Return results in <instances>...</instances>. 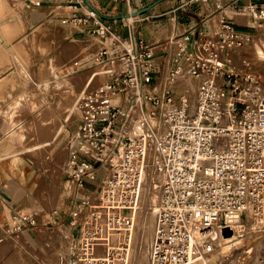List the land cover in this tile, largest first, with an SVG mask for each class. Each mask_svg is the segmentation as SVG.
<instances>
[{"label":"built area","instance_id":"1","mask_svg":"<svg viewBox=\"0 0 264 264\" xmlns=\"http://www.w3.org/2000/svg\"><path fill=\"white\" fill-rule=\"evenodd\" d=\"M87 1L59 0L83 9L71 22L103 43L84 63L74 64L98 70L78 96L77 128L69 137L63 167L65 187L72 184L74 191L66 195L64 210L56 212L69 217L81 240L77 264H127L116 250L97 253L104 232L100 216L128 225V214L138 207L149 149L160 157L164 174L151 264H196L194 252H202L214 232L231 229L244 215L264 214V94L256 76L230 73L221 60L230 61L231 52L249 35L223 19L218 35L197 39L193 50L194 35L178 37L174 66L156 92V65L147 43L116 33ZM246 9L264 19V5ZM99 75L107 80L88 89ZM192 80L197 82L195 99ZM106 167L110 172L100 182V207L86 213L87 192L81 196L77 190L95 185ZM36 216L15 213V231L36 228Z\"/></svg>","mask_w":264,"mask_h":264},{"label":"crops","instance_id":"2","mask_svg":"<svg viewBox=\"0 0 264 264\" xmlns=\"http://www.w3.org/2000/svg\"><path fill=\"white\" fill-rule=\"evenodd\" d=\"M89 1L116 33L125 38L134 35L147 43L156 65L154 91L166 68L174 66L178 37L185 33L194 35V43L190 44L193 50L197 39L218 35L223 19L230 20L238 32L250 35L254 25L238 23L237 18L244 16V20L251 22L254 18L250 12L246 13V7L264 5V0ZM146 7L151 8L133 17V21L124 17ZM83 13V9L70 8L59 0H0L1 254L8 249V255L21 250L30 256L23 247L37 245L32 236L35 233L31 232L36 228L15 231L13 215L31 211L38 219L37 206L40 199L46 198L43 191L47 188V177L37 169L36 162L47 163L42 159L47 156L55 162L66 150L68 154L69 137L77 128L78 119L68 123L70 89L76 94L82 84L75 78L92 68L83 64L71 71L70 64L73 57L82 56L78 61L84 63L103 47L98 37L71 22L73 16ZM106 80L102 76L98 80L101 83L94 88ZM88 83H84L81 92ZM63 178L62 175V184ZM90 186L77 192H89ZM63 192L69 196L65 186ZM5 259L0 258V262Z\"/></svg>","mask_w":264,"mask_h":264},{"label":"rangeland","instance_id":"3","mask_svg":"<svg viewBox=\"0 0 264 264\" xmlns=\"http://www.w3.org/2000/svg\"><path fill=\"white\" fill-rule=\"evenodd\" d=\"M249 10H247L246 13H248ZM253 16V15H252ZM239 18H237L238 23H249L254 25L251 28V34L249 35V38H245V42L242 46H240L239 48H235L233 50V52H231V55L229 57L230 61H228L227 59L222 60V63H224L226 66H223L226 68V70H229L230 68L235 69L238 73H242V74H238V75H244V74H253L254 76L256 75V78L259 80L260 86L264 88V19L260 20L259 17H256L253 19H251V22H248L247 20H244L243 17L244 16H238ZM133 18L132 16H130V19ZM130 21H133V19H131ZM172 32L174 33V30H172ZM246 41H248V43L250 44L249 46H247L244 49L245 43H247ZM89 57V56H88ZM82 57L78 58V57H73L72 58V62L70 65H72V69L71 71L74 70V62L80 60ZM82 60V59H81ZM96 70H88L87 73L83 74L81 77L77 76L75 79L76 81L80 80V84L81 87L76 89V94L72 91V88L70 89V97H69V107L71 110L70 113V120L68 123H74V121L76 119H78V113L76 112V103L78 100V96L81 92V88L84 85V83H88L91 79V76L93 74V72L97 71ZM67 72V71H65ZM64 72V73H65ZM233 73V72H230ZM237 74V73H235ZM102 76L104 75H99L96 76L88 89H92L95 87V85H97L98 83H101L100 81H98L99 79H102ZM83 81V83H82ZM190 88H191V84H190ZM192 90V88H191ZM197 90V88H196ZM196 90L193 92L192 90V99H195V92ZM264 91V90H263ZM156 92H160L158 90H156ZM155 154V155H154ZM68 154H67V150L65 152L62 153V155L57 159V161H53V159H51L50 156L47 157H43L42 159L44 161H48L47 163H40L39 161L36 162V167L37 169L39 168L41 170V172L45 173L46 178V191H43V194L46 196V198H42L40 199V204L37 206V211H38V224L39 226L36 227V229H34L35 235L33 234L32 236L35 238L37 245H35L34 247H28V246H24V250L26 249V251H28L29 255L28 256L24 251L18 250L17 253L14 255H8V249H5V252L1 254L0 252V258H6L5 260H3V262H0V264H32V260L35 262V264H77L79 263V259L77 257L78 254V250L79 247L81 248V240L78 237V235H76V233L73 231L74 229L71 227L70 225V219L69 217L64 214V213H56L58 211L64 210L66 204L68 205L69 200L66 199V194L63 192V187L65 186V184H62V175H63V167L66 163ZM154 157V158H153ZM157 160V164L155 165L154 160ZM155 160V161H156ZM53 161V162H52ZM153 163V164H152ZM152 167V169L155 168V170L158 168V170L160 171V161L159 159H157V155L155 150H148V158L147 161L145 162L144 167H146V171L150 172V166ZM59 167H58V166ZM144 170V168H143ZM110 169L109 167L106 168H102L100 171V175L97 179V183L95 185H92L88 188L91 189V191L87 192L86 194V201H87V208H85L83 211L84 212H88L90 209H95V207L100 204V199H101V189H102V184L100 183L101 180L106 177L107 175H109ZM53 174L56 175V177L53 178ZM149 177V178H148ZM150 175L148 174V176H146V174H144V177L141 178V187L142 188H146L147 183H148V179H150ZM66 178H63V180H65ZM53 181V182H51ZM54 184V186H53ZM89 186V185H87ZM86 186V187H87ZM68 187V192L69 195L71 196L73 194L74 191V185L67 184ZM160 188V186H159ZM159 188H158V192H159ZM148 189V188H147ZM63 192V193H60ZM140 194V193H139ZM79 195H84L83 193H79ZM141 199V196L139 195V200ZM148 200H149V195L147 198H145V202L143 203V209L141 211V216H143L146 218V216L149 214L152 216V221H153V233L152 235L155 237V232H156V226H157V210L156 209H150L149 211H147L145 209V207L148 204ZM98 207H100V205H98ZM108 209H98L96 211L99 212H105ZM21 214H31V211H29L28 213H21ZM109 215L114 216L115 214L113 213ZM102 223L103 226L106 227L105 231L103 232V235L101 236V240L98 244V248H97V253L99 255H103L106 256L109 252V249H113L115 250L114 243L112 244L111 247H107V244L103 245L104 240H108L109 238V233L110 231H113L114 229H119L122 225L118 222H115L112 220H108L107 214H102ZM128 217V216H127ZM61 219L59 221V219ZM255 218H253L250 215H244L242 217V220L240 222V224H246V222H251L250 220H254ZM264 219V218H263ZM258 220V219H257ZM260 220V219H259ZM146 221V220H145ZM145 221H142L141 223H139L137 225V228L135 229V233L134 235L139 234V231L142 230V226L145 225ZM264 220L258 221V222H262ZM114 223V224H112ZM110 225L112 227H110ZM116 225V226H115ZM260 226H262V224H260ZM264 226V224H263ZM118 227V228H117ZM122 228V227H121ZM246 229V227H245ZM116 233V232H115ZM107 234V235H106ZM113 234V233H112ZM20 239V238H19ZM38 239V240H37ZM21 242V241H20ZM47 242H51L52 245L50 246ZM110 243V242H109ZM207 245L210 244L209 241H207L206 243ZM203 247L202 249V255L201 253L199 255L196 256V258L201 257L202 259H204V261L208 264H236L235 263V258L238 255V251H232L230 253V255L227 256H223L221 254H219L220 252V247H218L219 245H217V242H215L213 245L214 247L208 248ZM81 245V246H80ZM136 242L134 244V248H136ZM100 247H104V252L102 254L103 251L100 252ZM107 247V249H106ZM135 250V249H134ZM222 251V250H221ZM100 252V253H99ZM199 252V251H198ZM261 252L264 253L263 250H261ZM153 254V237H152V250H151V256ZM263 255V256H262ZM260 257V258H259ZM258 257L257 260H253V259H249L248 262H246L245 264H264V254H261ZM10 258V260H9ZM126 259V258H125ZM200 259V258H199ZM2 260V259H1ZM6 261V263H5ZM208 261V262H207ZM254 261V262H253ZM201 262L203 261H199V264H201ZM231 262V263H229ZM239 264V263H238Z\"/></svg>","mask_w":264,"mask_h":264},{"label":"bare ground","instance_id":"4","mask_svg":"<svg viewBox=\"0 0 264 264\" xmlns=\"http://www.w3.org/2000/svg\"><path fill=\"white\" fill-rule=\"evenodd\" d=\"M246 42L247 43H245L244 49L250 45L248 43V41H246ZM223 66H225V65H223ZM169 70H170L169 67H167L165 70V72H166L165 76L163 79H161V82L159 83V85L156 86V88H155L156 90L162 91L164 85L167 83ZM228 71L233 72V73H237V74H242V73H238L233 68H230ZM191 88H192L193 92L196 90V88H197V82L196 81L192 80ZM263 90H264V88L261 87L262 94H264ZM140 114H141V110L138 109L137 115L140 116ZM157 159H159V161H160V157H157ZM155 160H156V158H155ZM155 160H154V162L156 165L157 160L156 161ZM146 161H147V159L144 161V165H145ZM145 168L146 167H144V170L141 171L140 183H141V178L144 177V174H146V176H148V174H149L151 178L148 179V183H147L146 188L144 187V188L140 189L139 195L141 196V199L139 200L138 207L135 209V211L132 210V212L128 214V218H129L128 225H123V224L119 225V223H118V225L121 226L122 228L120 227L117 230L114 229L113 231L108 232L109 238H108V240H104V243H103V245L107 244L108 248L111 247L112 244L114 243L113 247H115V250L118 251L119 254L123 255V257H126L127 264H151V262H152V256H151L152 237H153V245H154V238H155L152 235V233H153V227H152L153 221H152V216H151L152 214L151 215L148 214L146 216V218L144 217V219H143V216H141V211L143 209V203L145 202L144 200H145V198L148 197V195H149V200H148V204L145 207V209L147 211H149L150 209H156L157 210V206H158L159 198H160L161 186H162L163 180H164V174H163V170H162L161 165H160V169H161L160 171L158 170V168L155 170V168L152 169V167L150 166V169H149L150 172H147L146 171L147 168L146 169ZM159 186H160V188H159ZM158 188H159V192H158ZM101 199H103L102 195H101ZM253 218H255L253 221L250 220L251 222H246L247 225L245 223L240 224L241 220L236 221L232 225L231 233L229 235H226L224 232H222V233L214 232L209 237L208 241L210 244H208V245L206 244V247H208V248L214 247L213 244L215 242H217V245H219L218 247H220L219 254H221L223 256L230 255V253L232 251H235V250L238 251V255L235 258L236 264H238V263L239 264H245L246 262H248L249 259L257 260L261 254H264L263 252H261V250L264 251V226H263L264 221L258 222V221L264 220L263 219L264 214H263V217H260V218L253 217ZM142 221H145V225L142 226V230L139 231L138 236L134 235L135 229L137 228V225L139 223H141ZM112 224H114V223H112ZM260 224H262V226H260ZM110 227H112V226L110 225ZM245 227H246V229H245ZM105 229H106V227H104V231H105ZM135 242L137 244L136 248H134ZM106 249H107V247H106ZM98 250H99V248H98ZM104 250H105L104 247H100V252L103 251L102 254L104 252H106ZM111 250H113V249L110 248L108 253H110ZM198 251L199 250L196 249V251L194 252V258H196V256L201 253V251H199V252ZM201 255H202V253H201ZM199 258H196V260H197L196 264H199V261H203V262H201V264H207L204 261V259H202L201 257H199ZM229 263H231V262H229ZM232 264H233V262H232Z\"/></svg>","mask_w":264,"mask_h":264},{"label":"water","instance_id":"5","mask_svg":"<svg viewBox=\"0 0 264 264\" xmlns=\"http://www.w3.org/2000/svg\"><path fill=\"white\" fill-rule=\"evenodd\" d=\"M87 3H88V5H89L90 7L94 8V7L92 6V3H91L89 0L87 1ZM150 8H151V7H146V8L141 9V10L135 12V13H132V14H126V15H124V17H125V18H129L130 16L135 17V16H138V15H141V14H143L144 12L148 11ZM102 16H103V15H102ZM222 232H224L226 235H229V234L231 233V229H230V228H225V229H223Z\"/></svg>","mask_w":264,"mask_h":264}]
</instances>
